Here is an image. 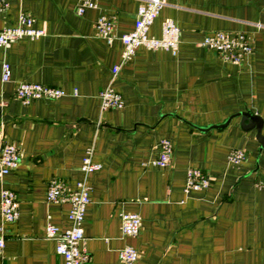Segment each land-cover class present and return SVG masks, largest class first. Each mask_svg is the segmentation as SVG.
<instances>
[{
  "label": "crops",
  "instance_id": "obj_1",
  "mask_svg": "<svg viewBox=\"0 0 264 264\" xmlns=\"http://www.w3.org/2000/svg\"><path fill=\"white\" fill-rule=\"evenodd\" d=\"M0 29L14 27L20 12L34 18L37 37L0 48L10 77L0 80V143L17 146L16 167L0 177L17 201V218L0 214V264H63L49 222L69 226L68 204L45 200L49 179L73 189L84 179L88 202L81 223L88 264H125L117 250L137 251L131 264H264V0H164L147 35L159 37L161 22L178 27L174 54L139 46L119 63L118 36L133 27L144 0H96L75 13L76 0H5ZM100 14L114 17V39L95 35ZM214 31L244 33L251 52L238 63L200 45ZM19 82L63 90L56 99L22 104ZM110 85L121 108L100 111L98 92ZM256 117V122L242 114ZM172 143L168 165L152 164L159 140ZM98 168L80 171L86 148ZM246 157L231 163L227 154ZM196 168L208 186L184 192L185 172ZM136 213L138 233L123 236L120 214Z\"/></svg>",
  "mask_w": 264,
  "mask_h": 264
},
{
  "label": "built area",
  "instance_id": "obj_2",
  "mask_svg": "<svg viewBox=\"0 0 264 264\" xmlns=\"http://www.w3.org/2000/svg\"><path fill=\"white\" fill-rule=\"evenodd\" d=\"M96 0H76L75 13L80 15L85 9L96 8ZM164 0H144L138 4L135 11L133 27L130 31L118 36L121 42L119 63L110 69V79H113L119 66L127 62L133 55L134 50L139 47L146 49H163L174 54L177 49L179 29L171 19H164L161 22V35L157 38L148 36L149 25L157 16ZM6 7V1L0 0V10ZM34 18L26 12H20L17 16V23L14 27L0 29V48L5 49L11 43L21 37L34 38L42 34L41 30L32 28ZM95 35L110 42L114 39V17L112 15L100 14L96 18ZM200 45L206 49L215 51L227 62L238 64L251 50L250 38L244 33L226 34L221 31H214L203 36ZM10 71L6 62H1L0 80L7 81ZM63 90L39 83L19 82L15 86L14 96L22 103L27 104L32 99H56L62 96ZM100 111L109 108H121L123 100L119 93L115 92L110 85L98 92ZM172 155V143L168 139L159 140V152L152 164L164 167L170 162ZM245 158L241 149H231L227 154V160L231 163H238ZM19 160L18 148L13 143H0V177L13 170ZM80 171L86 176L98 168V165L91 161V148L85 150L81 159ZM209 177L206 173L196 168H188L185 172L184 192L200 190L208 186ZM255 185L264 187V173ZM89 187L85 180L75 183L73 189L64 187L62 181L51 178L46 185L45 200L52 203L66 202L68 204L67 218L69 226L64 230H58L53 224L46 222L44 236L54 241V251L63 259V264H88L89 257L85 250L80 247L82 241L81 223L83 221L84 209L88 202ZM0 214L4 221H14L17 218V201L14 193L2 187L0 189ZM140 219L136 213L120 214V232L123 236H134L138 233ZM3 246V239L0 237V249ZM118 259L131 264L137 258V251L130 245H124L117 250Z\"/></svg>",
  "mask_w": 264,
  "mask_h": 264
},
{
  "label": "water",
  "instance_id": "obj_3",
  "mask_svg": "<svg viewBox=\"0 0 264 264\" xmlns=\"http://www.w3.org/2000/svg\"><path fill=\"white\" fill-rule=\"evenodd\" d=\"M242 114H244V115L250 117V119H253V120L256 119V117H254V115H250L249 113L244 112V113H242ZM255 122H256V120H255ZM255 127H256V131H257V138H258L261 142L264 141V137H262V136L260 135V127H261L260 120H259V122H256Z\"/></svg>",
  "mask_w": 264,
  "mask_h": 264
},
{
  "label": "rangeland",
  "instance_id": "obj_4",
  "mask_svg": "<svg viewBox=\"0 0 264 264\" xmlns=\"http://www.w3.org/2000/svg\"><path fill=\"white\" fill-rule=\"evenodd\" d=\"M245 157H246V153H245Z\"/></svg>",
  "mask_w": 264,
  "mask_h": 264
}]
</instances>
